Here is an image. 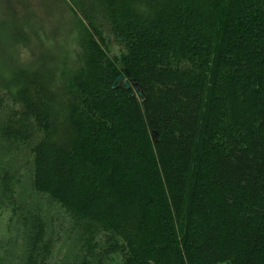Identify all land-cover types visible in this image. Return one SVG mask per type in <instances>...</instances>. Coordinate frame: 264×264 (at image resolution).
I'll return each instance as SVG.
<instances>
[{
	"label": "trees",
	"instance_id": "16d2710c",
	"mask_svg": "<svg viewBox=\"0 0 264 264\" xmlns=\"http://www.w3.org/2000/svg\"><path fill=\"white\" fill-rule=\"evenodd\" d=\"M5 1L0 264H264V0H90L67 82Z\"/></svg>",
	"mask_w": 264,
	"mask_h": 264
},
{
	"label": "rangeland",
	"instance_id": "374dc122",
	"mask_svg": "<svg viewBox=\"0 0 264 264\" xmlns=\"http://www.w3.org/2000/svg\"><path fill=\"white\" fill-rule=\"evenodd\" d=\"M84 1L86 3L83 4L82 0H28L27 2L30 17H28V28L34 34L29 37L28 50H24V53L32 56V52L40 48L55 53L60 66L59 79L62 82H67L77 66L78 44L83 36L81 19L86 24L83 12H91L90 0ZM4 2L6 1L0 0V10L8 12ZM15 4L19 6V3L13 0V5ZM7 17L10 19V16Z\"/></svg>",
	"mask_w": 264,
	"mask_h": 264
},
{
	"label": "water",
	"instance_id": "95a60500",
	"mask_svg": "<svg viewBox=\"0 0 264 264\" xmlns=\"http://www.w3.org/2000/svg\"><path fill=\"white\" fill-rule=\"evenodd\" d=\"M122 80H123V76H119V77L116 79L115 83L113 84V87L116 88L118 82H119V81H122ZM130 80H131V82H132V84H133L134 87H136L138 90L141 89L140 86L138 85V83L135 81V79L132 78V79H130ZM125 84L127 85V87H130V84H129L127 81H125ZM153 137H154V138L157 137V133H156L155 130L153 131Z\"/></svg>",
	"mask_w": 264,
	"mask_h": 264
}]
</instances>
